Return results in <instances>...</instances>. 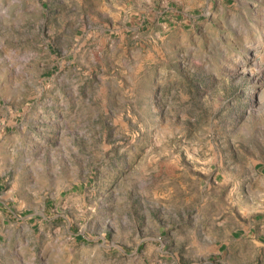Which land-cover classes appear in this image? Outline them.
<instances>
[{"label":"rangeland","instance_id":"374dc122","mask_svg":"<svg viewBox=\"0 0 264 264\" xmlns=\"http://www.w3.org/2000/svg\"><path fill=\"white\" fill-rule=\"evenodd\" d=\"M254 167L264 0H0V264H264Z\"/></svg>","mask_w":264,"mask_h":264},{"label":"crops","instance_id":"0c3cea01","mask_svg":"<svg viewBox=\"0 0 264 264\" xmlns=\"http://www.w3.org/2000/svg\"><path fill=\"white\" fill-rule=\"evenodd\" d=\"M254 168L257 171L259 170L260 173L264 172V167H254ZM249 232H251V229H249ZM252 233H255V239H256V241H253L252 244L259 248L263 244L262 242H264V223L262 222L258 228L252 230ZM252 238H254V236Z\"/></svg>","mask_w":264,"mask_h":264}]
</instances>
